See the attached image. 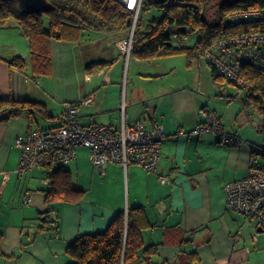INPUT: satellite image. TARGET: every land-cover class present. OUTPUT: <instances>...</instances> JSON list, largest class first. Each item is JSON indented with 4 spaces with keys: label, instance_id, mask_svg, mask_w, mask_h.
Instances as JSON below:
<instances>
[{
    "label": "crops",
    "instance_id": "obj_1",
    "mask_svg": "<svg viewBox=\"0 0 264 264\" xmlns=\"http://www.w3.org/2000/svg\"><path fill=\"white\" fill-rule=\"evenodd\" d=\"M129 34L130 29L82 30L74 40L51 39V70L39 74L18 21L0 24V102L13 98L42 103L51 118L23 114L0 123V264H71V242L79 235L103 232L132 207H143L152 224L143 230L141 264H264V231L256 219L228 207L225 191L227 183L249 175L255 158L251 147L221 145L214 133L202 138L180 134L191 131L208 107L227 129L257 144L246 128L248 108L230 83L213 79L205 57L188 64L182 54L186 71L181 73L176 55L150 60L135 56L134 70L125 81L118 65L124 57L116 42ZM17 56L26 61L23 70L10 66ZM95 61L116 64L91 73L87 65ZM151 64L158 67L156 72ZM90 95L95 102L80 106L86 124L118 129L123 118L131 124L143 117L147 126L163 125L158 171L111 163L103 174L92 165L89 149L80 147L77 157L63 166L72 185L84 191L82 196L48 205L49 175L61 164L20 176L22 148L16 139L59 125L66 103ZM160 175L169 180L162 183ZM48 208L52 218L59 217V228L31 236Z\"/></svg>",
    "mask_w": 264,
    "mask_h": 264
},
{
    "label": "trees",
    "instance_id": "obj_2",
    "mask_svg": "<svg viewBox=\"0 0 264 264\" xmlns=\"http://www.w3.org/2000/svg\"><path fill=\"white\" fill-rule=\"evenodd\" d=\"M47 1L49 4L45 11L21 12L16 0H0V24L9 19L18 21L22 32L30 40L34 72L39 74L51 70V39L74 40L80 36L82 30L113 33L130 29L134 21V12L115 0ZM205 4L207 5L206 0H174L171 4L159 5L165 8V13L152 19L146 26L140 24L139 18L132 55L150 60L185 54L188 64H191L194 58H206V52L218 42L230 41L246 34L264 33V15L254 21H240L235 24H231L230 20V15L237 12L264 10V0H217L212 18L204 15ZM190 31L197 32L198 37L193 45L188 46L183 42L182 35ZM174 36L179 40L178 45L172 41ZM228 46L233 52L251 47L254 58L256 55L264 57L262 44L230 42ZM9 62L10 66L20 70L27 65L19 56ZM113 62L95 61L87 65V70L94 73ZM207 62L212 68L214 80L229 82L239 89H246V95L240 98L243 107H252L263 117L264 122V68L250 60H243L237 68L239 80H231L227 75L220 74L218 68L208 60ZM23 114L32 117L40 115L51 120L42 103L13 98L0 102V123ZM49 178L48 205L54 201H75L84 192L72 185L71 177L63 165L54 169ZM40 218L41 224L31 233L33 237L60 226L59 217L52 218L50 208L43 211ZM151 226L143 207L122 211L103 232L79 235L71 242L67 249L73 259L71 264H141L139 252L143 246V230Z\"/></svg>",
    "mask_w": 264,
    "mask_h": 264
},
{
    "label": "built area",
    "instance_id": "obj_3",
    "mask_svg": "<svg viewBox=\"0 0 264 264\" xmlns=\"http://www.w3.org/2000/svg\"><path fill=\"white\" fill-rule=\"evenodd\" d=\"M115 1L135 14L129 36L116 42L124 59L129 60L134 52V33L145 0ZM173 1L167 0L164 4H171ZM263 15L264 10L242 11L230 15V20L231 24H235L240 21H254ZM230 42L264 45V33L238 36L230 41L218 42L210 48L205 56L218 68L220 74L227 75L231 80H239L237 68L243 60H250L264 68V57L256 55L254 58L251 47L233 52L228 46ZM94 102L93 95L78 103L68 102L59 118V125L19 135L16 145L22 148V154L18 174L23 176L34 168L48 167L55 163L66 165L77 157L80 147L89 149L92 165L103 174L111 163H118L125 169L136 164L148 173H157L162 141L166 136L163 125L154 122L147 126L143 117L131 124L123 118L118 129L104 123L86 124L80 119V106ZM200 113L201 121L191 131L181 130L180 134H196L202 138L205 134L214 133L221 145L247 144L251 147L255 158L249 175L225 186L227 205L247 218L256 219L264 231V146L247 141L235 130L227 129L216 111L205 107ZM159 178L162 183L169 180L167 175H160Z\"/></svg>",
    "mask_w": 264,
    "mask_h": 264
},
{
    "label": "rangeland",
    "instance_id": "obj_4",
    "mask_svg": "<svg viewBox=\"0 0 264 264\" xmlns=\"http://www.w3.org/2000/svg\"><path fill=\"white\" fill-rule=\"evenodd\" d=\"M215 1L217 0H206L207 5H204V15L205 17L208 18H212L213 17V13L216 10L215 7ZM165 13V8L159 5H156L155 3H153V0H145L144 3V7L143 10L141 11L140 14V24L143 23V26H146V24H148L152 19L154 18H158L161 17L163 14ZM198 37V33L197 32H187L186 34L182 35V40L186 45H193ZM87 38V35L86 37ZM173 43L178 45L179 44V40L177 39V37H173ZM91 47V46H89ZM178 55V56H177ZM175 57H178L180 59V63H179V72H184L186 71V57L182 54H177ZM135 58V56H131L129 58V60H122L120 62L121 65V70L124 73V77H125V81L128 78V73H132L134 70V66H133V59ZM204 58V57H203ZM205 59V58H204ZM182 61H184V64H182ZM116 63H113V65ZM112 65V66H113ZM149 65V64H146ZM185 65V66H184ZM118 66H116L117 68ZM115 68V69H116ZM157 66L155 64H151V69L153 70V72L157 71ZM229 83V82H227ZM230 85L234 88V90L236 92H238L239 97H243L246 95V89H239L236 85L231 84ZM248 112L251 115V119L248 120V123L246 124V128L248 133H250L251 137L257 142L258 145L260 146H264V122H263V117L261 115H259L258 113H256L252 107H248ZM246 117V116H245ZM262 127V128H260ZM258 159H261V156H258Z\"/></svg>",
    "mask_w": 264,
    "mask_h": 264
},
{
    "label": "water",
    "instance_id": "obj_5",
    "mask_svg": "<svg viewBox=\"0 0 264 264\" xmlns=\"http://www.w3.org/2000/svg\"><path fill=\"white\" fill-rule=\"evenodd\" d=\"M167 0H153L156 5L164 4ZM17 7L21 12L45 11L48 6L47 0H16Z\"/></svg>",
    "mask_w": 264,
    "mask_h": 264
}]
</instances>
